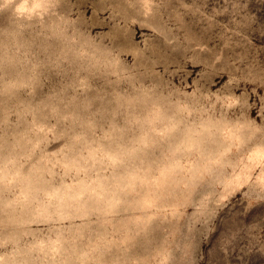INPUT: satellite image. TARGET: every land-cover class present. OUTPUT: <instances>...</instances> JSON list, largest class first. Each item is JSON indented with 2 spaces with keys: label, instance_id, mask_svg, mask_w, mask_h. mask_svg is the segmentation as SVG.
I'll list each match as a JSON object with an SVG mask.
<instances>
[{
  "label": "rangeland",
  "instance_id": "obj_1",
  "mask_svg": "<svg viewBox=\"0 0 264 264\" xmlns=\"http://www.w3.org/2000/svg\"><path fill=\"white\" fill-rule=\"evenodd\" d=\"M0 264H264V0H0Z\"/></svg>",
  "mask_w": 264,
  "mask_h": 264
}]
</instances>
